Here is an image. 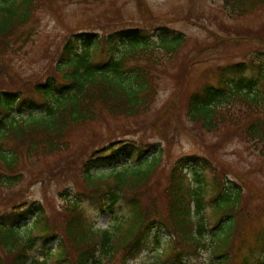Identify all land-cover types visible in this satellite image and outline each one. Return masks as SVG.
<instances>
[{"label":"trees","instance_id":"1","mask_svg":"<svg viewBox=\"0 0 264 264\" xmlns=\"http://www.w3.org/2000/svg\"><path fill=\"white\" fill-rule=\"evenodd\" d=\"M39 4L0 0V75L9 42L35 19ZM263 5L264 0H223L222 8L235 17ZM107 20L105 26L112 22ZM105 26L72 31L57 53L54 72L29 87H0V189L23 181L17 170L39 149L45 154L68 149L62 139L71 125L96 123L103 112L137 123L151 111L160 79L172 75L186 35L163 23ZM226 36L217 41L234 37L233 32ZM255 50L246 59L212 66L216 83L204 82L188 94L184 128L219 133L217 143L238 138L264 156V51ZM163 115L165 122L154 120L149 128L173 142L177 134L167 133ZM11 139L21 148L6 146ZM162 142L115 138L91 150L73 191L65 190L70 215L61 226L51 223L41 201L9 203L0 211V264H112L143 250L159 251L161 264H184L205 249L212 254L210 264H264V223L247 255L239 258L237 245L238 239L246 242L247 227L260 217L252 208L254 189L231 178L209 153L179 156L165 186ZM105 159L111 165L96 174ZM87 200L111 214V227L87 220ZM258 207L264 214V202Z\"/></svg>","mask_w":264,"mask_h":264},{"label":"rangeland","instance_id":"2","mask_svg":"<svg viewBox=\"0 0 264 264\" xmlns=\"http://www.w3.org/2000/svg\"><path fill=\"white\" fill-rule=\"evenodd\" d=\"M222 4L223 0H104L102 3L99 0H40L35 19L22 26L9 42V50L1 60L5 71L0 75V87L15 84L29 87L53 73L57 53L66 37L72 31L82 29L103 31L107 18L112 20L105 26L110 29L117 24H167L182 31L187 41L172 64V75L161 77L151 111L138 117L139 122L121 117L116 120L103 112L96 123L71 125L62 139L69 144L68 149L52 154L39 149L37 156H30V163L26 159L21 163L17 172L23 175V181L0 189V211L14 201L38 200L45 205L51 223L61 226L70 215L65 208L68 199L65 190L73 191L75 179L81 178L83 162L91 150L115 138L161 139L167 155L159 167L165 186L166 173L179 156L209 153L231 178L243 180L244 186L254 189L252 208L260 217L252 227H247L246 242L237 241L241 246L239 258L247 255L255 233L264 223V214L258 207L264 202V156L256 147L238 138L217 143L219 133L184 128L188 127L185 121L187 96L204 82L216 83L210 72L213 67L246 59L255 49L264 51V5L251 13L230 17ZM229 32H233L234 37L228 42L217 41L218 37H227ZM161 115L167 116L165 126L170 128L167 133L177 134L173 142L165 141L149 128L154 120L165 122ZM5 144L10 148H21L15 145L14 139ZM125 159L122 157L120 161ZM108 165L111 161L105 159L96 167V174L105 171ZM83 206L88 221L103 229L111 227L109 212H102L89 200ZM25 223L23 221L21 225ZM38 242L37 255L42 259L43 239L39 238ZM158 254L159 251L143 250L124 262L118 257L112 264H161ZM211 255L209 250H201L197 256L187 257L184 264H210Z\"/></svg>","mask_w":264,"mask_h":264}]
</instances>
